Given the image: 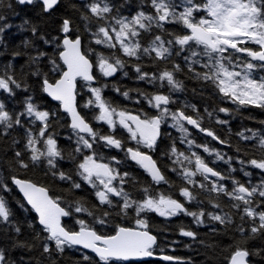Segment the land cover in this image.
<instances>
[{"label": "snow or ice", "instance_id": "snow-or-ice-1", "mask_svg": "<svg viewBox=\"0 0 264 264\" xmlns=\"http://www.w3.org/2000/svg\"><path fill=\"white\" fill-rule=\"evenodd\" d=\"M18 4H33L35 0H17ZM43 10L48 12L58 4L59 0H40ZM152 13L146 14L144 11L137 12L131 19L120 17L114 19V24L109 22L107 14L113 9L106 0H93L92 3L86 5L87 11L92 17L104 24L99 26L92 33L93 40L96 45H104L107 49H116L128 58H137L143 56H152L154 54V62L162 61L167 63L175 56L188 51V55L184 56V64L187 70L192 73L196 79L208 81L218 89V92L226 99H231L239 106H255L264 108V76L259 79L252 75L256 68L264 70V0H204L203 3H197V0H150ZM205 15L196 17L201 13ZM83 19L88 20V16ZM4 17L0 15V21ZM27 23V21H25ZM166 24H175L182 27V31L186 34L175 35L172 39L163 40L161 35H156L147 47L142 44V31L149 33L153 27L165 29ZM8 24L0 25V33H3ZM35 34L36 29H32ZM64 34L62 41H57L53 37L52 41L44 40L45 44L54 43V52L59 53V61L52 56L49 57L45 52H38L31 61L38 63L42 57L47 58L51 64V71L59 76L54 82L50 81L49 74H43L41 90L52 100L58 101L61 109L68 114L71 119L69 127L76 136V153H83L85 149L90 150V154L83 155V159L76 166V175L80 182L73 179L71 175L63 171L57 172L58 160L63 159L62 151L58 145L57 139L49 131L51 118L56 117L57 113L50 110L41 109L40 106L32 102V97L28 96L25 100L24 110L20 113L12 114L5 110V104L0 101V125L4 130L18 126L25 128L24 117L27 116L28 127L25 128L26 144L23 151L15 152L13 163L22 170L35 167L46 161L47 170L51 172L53 177L58 175L59 180L69 182L71 189H80L82 184L89 186L99 201L100 205H107L110 208L118 206L121 212L135 209L138 216L145 212H155L161 217H174L181 213L193 217L196 224H203V217L208 216L212 221H218L220 224L230 222L231 218L227 214H217L213 212H205L203 208L199 213L189 212L183 203L170 195L159 194L154 196L150 194L149 188L143 189L144 198L142 200H134L125 186L131 174L128 172L121 173L116 166L122 161L116 156L108 158L98 151L94 146L103 144L105 148H115L125 152L126 159L135 162L141 169L151 177L152 184H167L168 181L161 169L157 166V161L147 154L143 149L154 151L161 133V125L166 123L170 118L171 127L177 129L180 133V142L187 144L189 149L193 146L203 148L205 153L210 156L214 153L217 160H223L222 153L210 149L207 144L198 145L195 140L190 139L191 133L186 124L197 129L199 132L205 133L213 140L225 144V140H221L212 130L201 126L199 118H193L187 115L185 111L177 109L172 111L169 105L175 103L170 95L157 92L149 94L137 89L138 97L147 101L148 105L157 109L158 114L155 116L141 115L139 112L134 113L127 108L117 109L113 107L111 102L102 96V87H93L92 82L96 79L93 69H99L103 77L113 76L118 69L125 67V62L119 58L106 56L103 53L95 52L89 48L84 50L83 41L80 35L75 39H71V22L64 19L61 29ZM169 35H172L169 33ZM43 39V37H42ZM28 41L25 44L28 45ZM253 43L258 46L259 50H254L245 46ZM199 48L195 50L193 46ZM178 46V50L176 47ZM234 53H245L250 59L245 63L238 61L237 58L230 55ZM88 52H92L96 56L95 65L89 59ZM201 57L207 59L202 61ZM113 61V62H110ZM259 61L260 63H253ZM196 65H201L205 71H197ZM240 68L237 71L236 68ZM137 73V80L155 83L157 80L166 81L170 92L181 91L183 84L175 79V73L181 72L183 69L180 64H173L171 70L167 68L157 75L156 73L145 72L139 63L134 65ZM33 75L40 76L39 68ZM127 75V73H125ZM86 82L91 98L83 105V108L98 109L93 119L107 125L110 134L103 135L98 129H94L84 115L77 110V80ZM14 86V87H13ZM22 84L17 81L14 75L0 74V91L7 93L9 96L15 94L14 88L19 89ZM27 90V85H23ZM115 91L120 92L119 88ZM125 99H131L129 91L122 93ZM140 100H137L139 103ZM194 112L195 105H186ZM220 112H228L227 108H220ZM211 116L212 113H209ZM199 113H197V117ZM39 122V132L33 130ZM186 122V123H185ZM218 123L225 124L227 121L218 120ZM123 129L128 133V138L136 142V147H124V141L115 136V131ZM244 137V133H239ZM259 136L253 132L252 137ZM87 137V138H86ZM252 137H244L252 139ZM259 146L264 152V136L259 137ZM42 143V147H37ZM27 152H30L28 160L25 159ZM165 155L172 159V172L179 175L189 185L196 186V176H202L207 183H199L198 186L202 190L209 193H216L218 196L223 194L230 198L232 208L239 211L242 221L250 219L253 226L251 233L256 234L264 232V180L257 185H246L235 178L222 175L195 151L190 154L179 151L176 144L173 143L169 152ZM75 159V157H73ZM232 158L229 157V161ZM107 161V162H106ZM227 162V161H226ZM243 166L249 164L252 167L264 172V155L259 159L240 160ZM115 165V166H114ZM243 170V169H242ZM232 171H235L232 169ZM244 175L250 176V173L244 171ZM216 178V179H213ZM231 178L232 189L225 186L222 181ZM11 184L18 187L23 194V198L30 210L36 214V220L29 222V227L38 224L41 232L46 234L41 237V233H36L37 238L44 239V252L50 251V244L54 243L56 250L63 252L66 247L82 246L83 249L90 250L92 254L98 258L95 264H110L114 260H127L130 257H150L153 255L152 248L156 243V237L151 235L147 230V222L144 219H137L136 224L142 230H134L131 228L118 227L114 235L101 234L96 225L101 228L106 226L109 211H104L102 215H96L89 208L85 207L83 202L76 201L68 207L61 206L60 197L53 198L49 194V189L38 186L31 180L21 179L16 175L10 177ZM118 181V184L115 183ZM82 182V183H81ZM7 180H0V191H9ZM180 195L187 201L195 200L192 191L188 187L180 189ZM259 197L257 201L256 197ZM115 198H119L114 204ZM24 210H28L24 204H20ZM219 208L220 206L214 205ZM76 213H88L92 216L93 223L88 224L83 219H77L79 230L74 231L66 228L62 224V218L72 217ZM12 212L3 197H0V223H11ZM259 220L256 225L255 221ZM240 232H245L243 227H239ZM17 234L21 233L20 227H15ZM180 234L186 237H195V233L181 228ZM250 255L249 251L243 248H237L232 253L228 264H247L246 258ZM164 260H174L171 256H164ZM0 264H9L6 252L0 249ZM81 264H94L92 256L85 253Z\"/></svg>", "mask_w": 264, "mask_h": 264}, {"label": "trees", "instance_id": "trees-1", "mask_svg": "<svg viewBox=\"0 0 264 264\" xmlns=\"http://www.w3.org/2000/svg\"><path fill=\"white\" fill-rule=\"evenodd\" d=\"M93 0H59L58 4L48 12L43 10V5L40 1L35 0L33 4H18L17 0H0V15L4 20L0 21V25L8 24L3 33H0V74L7 72L14 75L18 82L22 84L19 89L14 88L15 94L9 96L7 93L0 91V101L5 104V110L12 114L20 113L24 110L25 100L28 96L32 97V102L41 107V109L50 110L57 113L58 118H51L49 131L57 139L58 145L62 151L63 159L58 160L57 172L63 171L73 177L74 180L80 182L76 175V166L83 159V155L90 154V150L85 149L83 153H76V136L69 127V119L65 112L60 109L59 103L51 100L42 90L43 74H49L50 81L53 82L59 76L51 71V64L47 58L42 57L38 63L31 61L38 52H45L49 57L54 56L58 63L59 53L54 52L55 44H45L44 40L52 41L53 37L57 41H62L64 34L60 29L64 19L71 22V36L75 38L80 35L83 41L84 50L89 48L95 52L103 53L106 56L119 58L125 62L123 69H118L111 77H103L99 69L94 67V75L96 82L92 83L93 87L103 88L102 96L111 102L113 107L117 109L127 108L134 113L139 112L141 115L155 116L158 114L157 109L148 105L147 101L138 97L137 89L149 94L157 92L170 95L175 101L169 105L172 111L177 109L185 111L187 115L193 118H199L201 126L212 130L221 140H225V144L213 140L205 133L199 132L195 128L188 126L191 136L190 139L195 140L198 145L207 144L210 149L223 154V160H217L215 154L211 156L203 151V148L192 147L189 149L187 144L180 142V133L177 129L171 127L172 121L167 119L166 123L161 125L162 135L158 139L157 147L154 151L143 149L148 152L154 160L157 161V166L165 175L168 183L160 185L152 184L151 177L144 172L135 162L126 159L125 152L115 148H105L102 143L94 146L104 156L111 158L116 156L122 161L118 166V171L121 173L128 172L131 174L128 183L125 186V191H128L134 200H142L144 198L143 189L149 188L150 194L158 196L159 194L170 195L184 204L189 212L199 213L201 208L205 212H213L217 214H227L230 222L220 224L218 221H212L210 217H203V224H196L193 217L183 213L174 217H161L155 212L141 213L139 216L135 209L121 212L118 206L109 207L100 205L95 198L93 190L82 184L80 189H71L70 184L66 181L59 180L58 175L53 177L51 172L47 170L46 161L37 164L35 167H30L27 170H22L16 167L13 163L15 152L23 151L26 144L25 128H27L29 118L24 117L25 128L14 126L7 131L0 125V180H7L9 191H0V197H3L8 207L12 212L11 223H0V249L6 252L7 261L9 264H81L83 255L89 254L93 258V262L98 259L89 251L79 247H66L63 252L56 250L54 243L50 244V251L44 252V239L37 238L36 233H41V237L46 234L41 232L38 224H33L29 227L30 221L36 220V214L30 210L17 189L11 184L10 177L16 175L20 178H26L40 184L47 189L53 198L60 197L62 206L68 207L76 201L83 202L84 206L93 211L96 215H102L104 211H109L110 215L106 218L107 224L103 228L96 225L98 231L104 235H112L120 226L138 227L137 219H144L147 222V230L156 237V243L152 248L153 254L159 258H149L145 260H114L110 264H228L233 252L237 248H243L249 251L247 257L248 264H264V232L256 234L251 233L253 226L250 219L244 221L240 218L239 211L232 208L230 198L216 193H209L206 189L199 188V183H207L202 176H196L194 179L198 182L196 186L187 184L179 175L172 172L173 167L179 168L178 165H173L172 159L165 155L169 152L173 143L179 151L190 154L191 151L198 152L210 167L219 171L224 176H229L239 180L246 185H257L261 180H264V172L252 167L249 164L241 165L240 160L259 159L264 155L259 146V137L264 136V108L255 106H239L231 99L224 98L208 81L196 79L192 73L187 70V65L184 64V56L188 55V51L181 53L180 56H175L167 63L162 61L154 62V54L143 56L139 60L135 57L128 58L116 49H107L104 45H96L92 33L104 24V21H99L92 17L87 11L86 5L92 3ZM112 7L113 11L108 15L109 22L114 24L112 18H128L131 19L139 11H144L146 14L152 13L154 10L151 7L150 0H106ZM204 0H197V3H203ZM88 16L89 19H83ZM27 21V23H25ZM36 32L33 33L32 29ZM142 31V44L147 47L156 35H161L163 40L172 39L175 35L186 34L182 31L180 25L166 24L165 29L153 27L149 33ZM171 33L172 35H169ZM43 37V39H42ZM28 41V45L25 44ZM178 50V46H174ZM195 50L199 48L193 46ZM247 47H258L253 43H248ZM89 58L93 64L96 63V56L92 52H88ZM249 57H247L248 59ZM202 61L206 57H201ZM238 59V58H237ZM246 59V61H247ZM113 62V61H110ZM139 63L142 69L148 73H156L165 70H171L173 64H180L182 71L175 73V79L182 82L181 91L170 92L166 81L157 80L155 83L137 80V73L134 65ZM259 64L260 62H254ZM197 71H205L201 65L195 66ZM39 68L40 76L33 75ZM127 73V75H125ZM257 77L264 76V70L256 68ZM27 85V90L23 87ZM14 87V86H13ZM119 88L120 92L115 91ZM129 91L131 99H125L122 93ZM91 98V93L88 91L86 82L77 80V106L82 115L86 117L94 129H98L101 134H110L107 125L102 122H96L93 117L98 114V109L83 108V105ZM140 100L137 103V100ZM186 105H195L196 111ZM220 108H227L228 112H220ZM197 113L199 116L197 117ZM209 113H212L210 116ZM218 120L227 121L225 124L218 123ZM186 123V122H185ZM39 122L33 126L35 132H39ZM243 132L244 137H252V133L259 134L252 139H245L239 133ZM115 136L124 141V147H136V142L128 138V133L117 128ZM87 138V137H86ZM42 143L37 147H42ZM30 152H27L25 159L28 160ZM75 157V159H73ZM229 157L232 159L229 161ZM227 161V162H226ZM107 162V161H106ZM115 166V165H114ZM234 169L235 171H232ZM243 169V170H242ZM244 171L250 173V176H245ZM231 178L222 181L225 186L231 191ZM216 179V178H213ZM82 183V182H81ZM118 184V181L115 182ZM188 187L192 191L195 200L187 201L180 195V189ZM259 201V197H256ZM122 203L119 198H115L116 202ZM24 204L27 211L20 207ZM219 205V208L214 205ZM264 210V209H260ZM77 219H83L86 223L92 224L93 218L88 213H76L72 217H65L62 224L71 230H78L79 225ZM256 225L259 220L255 221ZM15 227L21 228V233L15 232ZM239 227H243L245 232H240ZM181 228L195 233V237H186L180 234ZM164 256H171L174 259L171 261L164 260Z\"/></svg>", "mask_w": 264, "mask_h": 264}, {"label": "water", "instance_id": "water-1", "mask_svg": "<svg viewBox=\"0 0 264 264\" xmlns=\"http://www.w3.org/2000/svg\"><path fill=\"white\" fill-rule=\"evenodd\" d=\"M38 1H40V0H38ZM56 6V5H55ZM54 6V7H55ZM64 38V37H63ZM63 38H62V40H63ZM76 38V37H75ZM75 38H73V39H75ZM72 39V38H71ZM90 59V58H89ZM91 60V59H90ZM92 61V60H91ZM59 78V77H58ZM57 78V79H58ZM55 81V80H54ZM53 81V82H54ZM96 81V79L92 82V83H94ZM50 98V97H49ZM51 99V98H50ZM52 100V99H51ZM54 101V100H53ZM58 102V101H57ZM59 103V102H58ZM76 103H77V96H76ZM60 106V105H59ZM60 109H61V107H60ZM62 110V109H61ZM77 110L79 111V109H78V107H77ZM63 111V110H62ZM64 112V111H63ZM67 114V113H66ZM67 116H68V114H67ZM68 119H69V125H70V123H71V119H70V117L68 116ZM147 154H149L148 152H146ZM150 155V154H149ZM20 178V177H19ZM21 179H25V180H29V179H26V178H21ZM32 181V180H31ZM33 182V181H32ZM33 183H35V182H33ZM37 184V183H36ZM38 186H42V185H40V184H37ZM16 189H17V191L19 192V194L22 196V198H23V194L19 191V189H18V187L17 186H15V185H13ZM44 187V186H43ZM46 188V187H45ZM50 194V193H49ZM24 199V198H23ZM25 201V200H24ZM26 202V201H25ZM29 207H30V205H28ZM63 219V218H62ZM120 227H125V228H131V229H134V230H142V229H140V228H136V227H129V226H120ZM79 230V229H78ZM78 230H76V231H78ZM151 235H153L151 232H149ZM115 234V233H114ZM114 234H112V235H114ZM154 236V235H153ZM155 245V244H154ZM153 245V246H154ZM77 247H79V248H82V246H77ZM83 249V248H82ZM84 250H86V249H84ZM86 251H89L90 252V250H86ZM149 258H159V256H156L155 254H153L152 256H150V257H130L129 259H127V260H137V261H139V260H145V259H149ZM246 260H247V258H246ZM247 264H248V261H247Z\"/></svg>", "mask_w": 264, "mask_h": 264}, {"label": "rangeland", "instance_id": "rangeland-1", "mask_svg": "<svg viewBox=\"0 0 264 264\" xmlns=\"http://www.w3.org/2000/svg\"><path fill=\"white\" fill-rule=\"evenodd\" d=\"M203 15H205V13H203V12H201L196 18L197 19H199L200 18V16H203ZM230 55H232L233 57H235V58H238L237 60L239 61V56H238V54L237 53H234V52H231V50H230V53H229ZM242 59H247V55H245L244 57H242ZM249 60V58L247 59V61ZM246 61V62H247ZM254 63V62H253ZM236 70L237 71H240L241 69L238 67V68H236ZM252 75L254 76V78H256V79H259L258 77H257V75H256V69L253 71V73H252Z\"/></svg>", "mask_w": 264, "mask_h": 264}, {"label": "flooded vegetation", "instance_id": "flooded-vegetation-1", "mask_svg": "<svg viewBox=\"0 0 264 264\" xmlns=\"http://www.w3.org/2000/svg\"><path fill=\"white\" fill-rule=\"evenodd\" d=\"M245 46H247V44L245 45ZM251 48V47H250ZM252 49H254V50H259L258 49V47H252ZM238 54V56H239V61H243V62H245L246 63V59L244 60V59H242V57H244L246 54L245 53H237ZM250 59V58H249ZM253 62H257V61H253ZM259 62V61H258Z\"/></svg>", "mask_w": 264, "mask_h": 264}]
</instances>
